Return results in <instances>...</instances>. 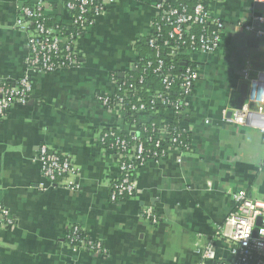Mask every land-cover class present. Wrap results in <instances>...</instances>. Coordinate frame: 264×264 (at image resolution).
I'll return each instance as SVG.
<instances>
[{
    "label": "crops",
    "instance_id": "1",
    "mask_svg": "<svg viewBox=\"0 0 264 264\" xmlns=\"http://www.w3.org/2000/svg\"><path fill=\"white\" fill-rule=\"evenodd\" d=\"M21 1L0 0V77L13 83L27 73L26 33L16 26ZM166 1L175 0H117L79 40L78 67L29 71V100L0 117V205L13 220L0 226V264H199L211 240L216 258H231L215 236L234 208L232 195L243 189L264 198V119L257 106H247L241 125L221 121L222 109L239 105L243 68L250 75L264 69V41L242 29L258 26L254 17L262 8L253 0L210 1L211 16L224 29L219 48L196 58L182 123L189 148L140 166L133 197L109 198L118 169L98 137L126 124L96 96L113 93L111 75L122 77L133 67L135 46L151 32L155 5ZM41 145L73 159L77 190L47 183L36 161ZM146 208L156 223L145 218ZM74 225L103 253L72 248L66 238Z\"/></svg>",
    "mask_w": 264,
    "mask_h": 264
},
{
    "label": "built area",
    "instance_id": "2",
    "mask_svg": "<svg viewBox=\"0 0 264 264\" xmlns=\"http://www.w3.org/2000/svg\"><path fill=\"white\" fill-rule=\"evenodd\" d=\"M117 0H22L17 5L16 26L26 33L27 52L24 58L27 73L8 85L0 77V117L14 103H25L29 98L31 81L29 71L51 73L70 69L80 65L78 42L102 17L108 7ZM264 4V0H253ZM57 10V6L59 8ZM55 6V7H54ZM157 15L151 22V32L146 36V44L152 50V59L136 58L134 68L157 75L162 88L148 94L146 102L139 96L130 104V110L138 121L148 120L150 109L164 106L165 122H171L172 115L180 116L182 122L177 125L182 131L188 129L182 123L187 119L190 96L197 78V57L214 53L220 46L224 23L213 18L203 4L195 0L187 5L182 0L159 2L155 5ZM258 26L247 24L242 27L251 31L264 41V8L254 17ZM161 53L182 59L181 70L175 71L173 64L161 58ZM243 80L248 85L247 103L241 107H225L221 111V121L227 125L244 123L249 110L247 106L255 104L256 113L264 119V69L250 75L248 68L242 70ZM114 92L98 94L97 100L109 111L123 114L124 94L133 90L134 82L125 79L119 82L111 75ZM144 77L138 78L142 84ZM179 83L178 97L172 88ZM147 108H149L148 111ZM180 134H170L166 128H160L153 136H138L134 125L126 128L110 127L98 137L103 148L110 150L118 169L117 178L110 184L109 198L117 201L135 195V173L148 160H159L175 152L182 154L189 143H182ZM167 145L163 147V144ZM36 161L41 175L50 186L66 190L78 189V168L73 159L41 145ZM40 187H42L40 185ZM232 198L234 208L229 212L223 224L216 231L219 238L229 247L230 259L216 258L214 242L211 240L202 247V261L199 264H264V198L253 197L245 190H237ZM143 215L152 223L157 216L150 208ZM9 211L0 205V226L9 227L12 223ZM77 226H70L67 242L72 248H83L91 254H102L99 242L90 239Z\"/></svg>",
    "mask_w": 264,
    "mask_h": 264
},
{
    "label": "trees",
    "instance_id": "3",
    "mask_svg": "<svg viewBox=\"0 0 264 264\" xmlns=\"http://www.w3.org/2000/svg\"><path fill=\"white\" fill-rule=\"evenodd\" d=\"M211 0H203V4L206 8L209 7ZM183 3L187 5H191L195 2V0H182ZM85 34H83L84 36ZM136 52H137V58L149 60L152 59L153 53L152 50L147 46L146 44V38H143L140 43L135 46ZM161 58H163L165 61L169 62L174 65L175 71L179 72L181 70V63L182 59L180 58H173L171 61V57L167 56L166 53H161ZM139 61L135 62L134 64H137ZM115 78L121 82L125 79H129V81H133L135 84L133 86L132 91H128L124 94V112L122 114V121L124 124L131 126L134 125V129L138 136L144 138L146 136H153L156 131H158L160 128H166L168 131H170V134L176 135V133L180 134L179 139L182 141V143H189L190 142V136L189 133L182 131V129L177 125L178 123L180 124L182 122V118L180 116H176L175 114L172 115V120L171 122L166 123L165 122V116L162 114L165 111V107L161 105H157L155 108L150 109L147 108L146 111L149 110L152 114L148 118V120L144 121H138L137 116L130 110L129 106L133 102H135V99L137 97H141L144 102L147 101L148 99V94L150 92H154L158 89L161 90L162 85L160 82V79L157 75L150 73L149 71H142L140 68H134L131 67L126 73L120 77L117 74H114ZM140 76H143V82L142 84L138 83V78ZM16 82V81H15ZM14 82V83H15ZM13 82H7L8 85H14ZM173 91V96L178 97L180 91H179V83L175 84L172 88ZM29 98L27 99V101ZM167 145V142L163 144V147ZM83 235H85L83 233Z\"/></svg>",
    "mask_w": 264,
    "mask_h": 264
},
{
    "label": "water",
    "instance_id": "4",
    "mask_svg": "<svg viewBox=\"0 0 264 264\" xmlns=\"http://www.w3.org/2000/svg\"><path fill=\"white\" fill-rule=\"evenodd\" d=\"M261 6V8L263 9L264 8V4H259ZM246 92H247V84L244 82V83H241L240 85V98L238 100V107H241L243 104H244V101H245V98H246Z\"/></svg>",
    "mask_w": 264,
    "mask_h": 264
},
{
    "label": "bare ground",
    "instance_id": "5",
    "mask_svg": "<svg viewBox=\"0 0 264 264\" xmlns=\"http://www.w3.org/2000/svg\"><path fill=\"white\" fill-rule=\"evenodd\" d=\"M252 121H253V120H252ZM252 121H251V122H252ZM254 122H256V121L254 120ZM257 123H258V122H257Z\"/></svg>",
    "mask_w": 264,
    "mask_h": 264
}]
</instances>
